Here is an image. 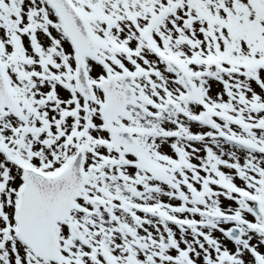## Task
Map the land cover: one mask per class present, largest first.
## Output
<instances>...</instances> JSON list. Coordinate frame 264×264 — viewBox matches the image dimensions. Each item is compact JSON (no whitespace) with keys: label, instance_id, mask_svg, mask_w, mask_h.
<instances>
[{"label":"snow or ice","instance_id":"snow-or-ice-1","mask_svg":"<svg viewBox=\"0 0 264 264\" xmlns=\"http://www.w3.org/2000/svg\"><path fill=\"white\" fill-rule=\"evenodd\" d=\"M0 264H264V0H0Z\"/></svg>","mask_w":264,"mask_h":264}]
</instances>
